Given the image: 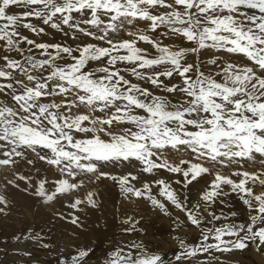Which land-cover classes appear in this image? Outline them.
<instances>
[{"label":"snow or ice","instance_id":"1","mask_svg":"<svg viewBox=\"0 0 264 264\" xmlns=\"http://www.w3.org/2000/svg\"><path fill=\"white\" fill-rule=\"evenodd\" d=\"M0 48V82L16 73L24 85L9 104L32 114L0 106V140L17 157L39 147L60 170L51 186L37 178V195L59 199L76 224L93 193L65 204V188L112 165L101 175L166 217L178 241L170 254L76 246L56 264H196L250 247L249 235L264 246V189L249 184L264 174L219 170L264 165V0H0ZM225 188L240 205L231 218L216 212Z\"/></svg>","mask_w":264,"mask_h":264},{"label":"bare ground","instance_id":"2","mask_svg":"<svg viewBox=\"0 0 264 264\" xmlns=\"http://www.w3.org/2000/svg\"><path fill=\"white\" fill-rule=\"evenodd\" d=\"M26 8L27 5H21L18 11ZM2 50L3 49L0 48V51ZM24 51H27V49H24ZM10 54H15V49H12L10 51ZM12 76L15 81L13 79L12 80L15 83L17 80V74L12 73ZM0 83L6 84L7 82L3 81ZM14 83L11 89L0 88V106L8 105L14 110L18 111L15 102L9 104V101L11 100L13 94H19L17 92V88L23 87V84L21 83L17 85V83ZM5 97H7V99H5ZM66 100L67 103L73 105H76L77 103L74 92H69L67 94ZM59 103L61 104V106H63L65 101H59ZM72 110L74 109H65L64 111L65 114H67L68 111ZM89 111L91 110L89 109ZM25 115H28L29 118H31L32 114H26L22 111H18V115L16 118L19 119L24 117ZM16 151H21V149H16ZM22 151L24 154L20 157H17L15 155V151H13V145L7 140H0V156H2L5 152L11 153V155L8 157L11 162L7 165L0 164V172L2 171V173H0L2 174V176L0 175V177H2V179L0 180V197L3 198L2 200H0V257L3 254L5 248H9V246L10 248H14L16 246L15 249H17V242L20 240V238L18 239V237L21 235L20 230H22L21 226L25 223V213L30 211L31 208L34 210V213H36L33 216L34 218L31 217L33 218L32 224H34V228H32L33 225L31 227V230H33V232L31 231L33 234L32 236H34L35 234L39 235V239H42L43 242L44 240H49L48 242L50 243V241L53 240V246L56 245V242L57 247H55L56 249L53 248V251L51 253L53 255H57L56 257L66 256L69 253L66 250L67 248H64L65 242L67 244L68 240L70 242L73 241L75 247H96L103 241L105 242V240L109 237L108 234L104 233L105 229H101L96 235H93L89 233V231H92V227L88 226L86 223H80L79 219L76 224L71 223V217L74 213L70 211L69 208L62 207L59 200H57L56 203L54 202L55 205L51 207L48 205L55 201V199H53L51 202L42 201V198L38 196L35 191L37 178L39 176H45V174H48L53 179L54 175L59 172V169H56L54 172L47 164H45L40 159L43 150L39 147H35L32 149L25 148ZM255 160H250L247 162H240L234 160L231 162V168H229V170L227 169V171H220L222 174H231V171L233 170H246L250 173L264 174V167L263 165H261L260 160L257 159L258 162H256ZM25 166L27 167L26 171H24ZM8 173H10L13 178L10 179L11 181H4V178H10V175H8ZM24 177L29 178L27 179L26 185H21L18 187V189H15L18 185L23 182L21 179H24ZM81 177L83 178L82 183L85 186L84 188L83 184L81 186L83 188V191H79L74 195L71 194L72 196L69 195L64 199V202L66 204L68 200L74 199L77 195H81L84 197L87 192L93 193L95 206L98 205L101 208L104 207V209L101 210H104L106 218L109 219V215L110 217L113 216V223L110 227L114 229V233L123 231L127 239L126 241L110 240V244H108L107 248L119 247L123 250L124 253L133 252L134 255H141L153 254L156 251H159L161 253L168 252L170 254L173 249L178 247V241L174 238L173 235H170L169 220L166 217L160 215L157 211L152 210L150 208V205H147L146 203L142 201H137L135 199L123 198L121 196L119 188L113 183V181L103 176H101L102 178H100L97 171L87 174L79 173L78 183L81 182ZM11 182L12 187H9ZM231 191V189L227 188L221 191L220 195H224V193H226L227 195H225L224 197L220 196L218 200L220 206L216 208V212L219 215L229 218L233 216V210L237 212L240 211L239 201L236 197L230 194ZM65 192L66 191H64V193ZM65 195L66 193L64 194V197ZM32 197L35 198V201ZM222 201L225 202L224 206L221 205ZM40 202L44 204L42 205V203L40 204ZM124 203H126L127 205L126 212H124L126 208ZM83 205L79 206L81 209L78 213L79 218L86 217L90 214V210L83 207ZM47 206L49 207V209L51 208L50 211H48L49 209H47ZM56 207L58 208L57 210L55 209ZM116 210L124 219H127V224H124L120 218H116ZM65 217H67L68 219H65ZM137 221H139V224L137 223ZM26 222L29 223V220L27 219ZM234 223L239 225L241 223V219L237 217L234 220ZM108 230L109 234H111L112 229L109 228ZM185 233L187 234L186 238H190L192 235L191 233H188L187 229H185ZM243 235L244 234L242 233L240 238H243ZM227 239L235 240L237 239V237H227ZM249 240L251 241V246L246 249H233L232 251L223 252L212 250L210 255L205 258V261L198 260L196 261V264H234L236 259L239 260V263L244 261L249 262L250 264H264V246H261L257 241L253 240L250 235ZM7 242H9V245H7ZM20 246L21 245L19 244L18 247ZM221 247H224V245H221ZM20 248L22 249V246ZM30 254L32 256L28 257V255L30 256ZM22 255L17 256L16 253L15 258L11 259L10 255V260L5 264H29L28 262L31 261L37 262H32V264H49V262H51L52 260L49 259V261H45V253L37 251L35 252L31 248L27 252H24V254ZM97 255L99 256L100 253H97ZM47 256L51 257L50 255ZM24 258H26L28 261L23 260ZM38 259L40 260V262H38ZM56 262L57 259L51 264H55Z\"/></svg>","mask_w":264,"mask_h":264},{"label":"rangeland","instance_id":"3","mask_svg":"<svg viewBox=\"0 0 264 264\" xmlns=\"http://www.w3.org/2000/svg\"><path fill=\"white\" fill-rule=\"evenodd\" d=\"M0 68H2L3 70H5V71H7V68H5L4 66H3V64L2 63H0ZM11 75H12V73H11ZM13 77V76H12ZM13 80H14V78H13ZM12 80V82L11 81H6L7 83H14V81ZM14 84H16V82L14 83ZM24 86V85H23ZM29 86V85H28ZM31 86V85H30ZM22 116V115H21ZM256 162H258L257 161V159L255 160ZM102 165V166H101ZM262 165V164H261ZM263 167H264V165H263ZM27 167L25 166V168H24V171H26L27 169H26ZM100 168V169H99ZM113 167L110 165H104V164H99L98 165V169L99 170H97V173L99 174V176H100V178H102L101 176H103V175H100L102 172H106V171H110L111 169H112ZM31 170H33V169H31ZM117 171H119V168H117L116 169ZM219 170H221V171H227V169H219ZM229 170V169H228ZM4 171H5V169H4ZM3 171V172H4ZM60 171V170H59ZM101 172V173H100ZM0 173H2V171L0 172ZM261 173H262V171H261ZM263 173H264V171H263ZM1 176H2V174H0ZM8 175H10V178H4V181H9L10 179H12L13 177L11 176V174L10 173H8ZM45 176L48 178V184L49 185H51L52 184V182H53V179H52V177L50 176V175H48V174H45ZM104 177V176H103ZM2 179V177H0V180ZM24 179H25V181H24ZM24 179L22 178L21 180L23 181L20 185H18L17 186V188H15V189H18V187L19 186H21V185H26V183H27V179H29V178H26V177H24ZM11 181V180H10ZM86 182V181H85ZM25 183V184H24ZM83 184V183H82ZM249 184H250V186L253 188V189H264V184H260V183H255V184H253L252 183V181L250 180L249 181ZM9 187H12V182L10 183V186ZM85 186H84V184H83V188H84ZM82 187H79L75 192H73V191H71V190H68L67 188H65V190L64 191H66L65 193H66V195H65V197H64V199L66 198V197H68L69 195L70 196H72V195H74V194H76L77 192H79V191H83L82 189H83ZM80 189V190H79ZM237 191V190H236ZM64 193V194H65ZM72 194V195H71ZM80 194V193H79ZM86 195V194H85ZM85 195H84V197H85ZM225 195H227L226 193H224V195H220L221 197H224ZM80 197L81 198H84L83 196H81L80 195ZM33 199H34V201H35V198L34 197H32ZM55 199V201H53L51 204H49L48 206H53V205H55V203L57 202V200H59V199H57V198H54ZM249 199H252V197H249ZM42 201H44L43 199H42ZM85 201H86V199H85ZM55 202V203H54ZM42 202H40V204H41ZM224 201H222L221 202V205H223L224 206ZM44 203H42V205H43ZM87 205V202H85L84 203V205H83V207H85V208H87V209H89L90 210V214L88 215V216H86V217H80L79 218V222L80 223H86L88 226H90V227H92V231H89V233H91V234H93V235H96L101 229H105L104 230V233L105 234H108L109 235V237L105 240V242L103 241L102 243H103V245H104V247L105 248H107L108 247V244H110V240H112V241H117V240H119V241H126L127 239H126V236L124 235V232L123 231H120V232H115L114 233V229L112 228V227H110L111 226V224L113 223V220H112V218H113V216L112 217H110V215H109V219L108 218H106L105 217V212H104V210L102 211L101 209H104V207H99L98 205H96L95 207H87L86 206ZM124 205L126 206V208H125V210H124V212H126L127 211V205H126V203H124ZM47 206V209H49V207ZM43 207V206H42ZM56 210L58 209L57 207L55 208ZM51 210V208L48 210V211H50ZM9 213V212H8ZM116 218L118 217V218H120L122 221H124L125 219L120 215V213H118V211L116 210ZM33 214V215H32ZM36 213H34V210L31 208L30 209V211H28V212H26L25 213V223H24V225H22L21 227H22V230H20V232H21V237L19 236L18 237V239L20 238V240L17 242V245L19 246V244L22 246V249L20 248V247H18L17 246V249H18V252H17V249H15V247L14 248H10V246H9V248L7 249V248H5V250H4V252H3V254L1 255V257H0V263H3V264H5V263H7L11 258H15V254L17 253V256H20V255H22V254H24V252H27L30 248L33 250V251H37V252H41V253H45V255H46V257H45V261L46 260H48L49 261V259L51 260V262H49V264H51L52 262H54L58 257H56L57 255H53V254H51L52 253V251H53V248L54 249H56L55 247H57V243L55 242V246H53L54 245V241L53 240H51L50 241V243H51V245H50V243L48 242V241H46V240H44V242L42 241V239H39V235H34V236H32L33 234H32V232H33V230H31V227H32V225H33V227L32 228H34V224H32V222H33V216L35 215ZM32 215V216H31ZM10 216V215H9ZM11 217V216H10ZM31 217H33V218H31ZM29 220V223H27L26 222V220ZM25 225H26V227H25ZM31 225V226H30ZM112 229L111 231V234H109V230L108 229ZM24 229V230H23ZM32 231V232H31ZM117 231V230H116ZM30 236V237H28V236ZM28 237V238H27ZM33 237V238H32ZM37 237V238H36ZM35 238V239H34ZM36 242H35V241ZM41 240V241H40ZM40 241V242H39ZM30 242V243H29ZM8 244L7 245H9V242H7ZM36 243V244H35ZM42 243V244H41ZM69 243V244H68ZM74 242L72 241V242H70L69 240L67 241V244H66V242H65V247L64 248H67L66 250H67V252H72V251H74L75 250V245L73 244ZM25 244V245H24ZM32 245V246H31ZM35 245V246H34ZM39 245V246H38ZM47 245V246H46ZM70 245V246H69ZM72 245V246H71ZM34 246V247H33ZM38 246V247H37ZM29 247V248H28ZM45 247V248H44ZM28 248V249H27ZM10 249V250H9ZM13 249V250H12ZM23 249H25V250H23ZM8 250V251H7ZM12 250V251H11ZM16 251V253H15V251ZM23 250V251H22ZM6 251V252H5ZM9 253V254H8ZM33 253V252H32ZM97 253H100L99 251H97ZM6 254V255H5ZM20 254V255H19ZM9 255V256H8ZM10 255H11V257H10ZM47 255H50L51 257H48ZM23 256V255H22ZM32 255L30 254V256L28 255V257H31ZM34 256V255H33ZM9 257H10V259H9ZM2 258V259H1ZM8 258V259H7ZM48 258V259H47ZM56 258V259H55ZM236 258V257H235ZM242 258V257H241ZM33 259V258H32ZM6 261V262H4V261ZM21 260V259H20ZM23 260H25V261H28L26 258H24ZM41 261H42V259H41ZM239 260L238 259H236V261H235V263L234 264H236V262H237V264H245V263H249V262H244V261H242L241 263H239L238 262ZM32 262H35V263H37L36 261H31V262H28L29 264H32ZM38 262H40V260L38 259ZM56 264V263H55ZM250 264V263H249Z\"/></svg>","mask_w":264,"mask_h":264}]
</instances>
